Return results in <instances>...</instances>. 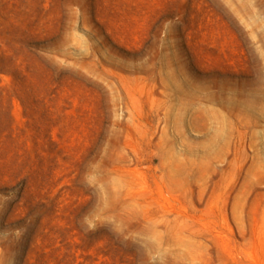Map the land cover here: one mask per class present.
<instances>
[{"label": "rangeland", "instance_id": "374dc122", "mask_svg": "<svg viewBox=\"0 0 264 264\" xmlns=\"http://www.w3.org/2000/svg\"><path fill=\"white\" fill-rule=\"evenodd\" d=\"M0 264H264V0H0Z\"/></svg>", "mask_w": 264, "mask_h": 264}]
</instances>
